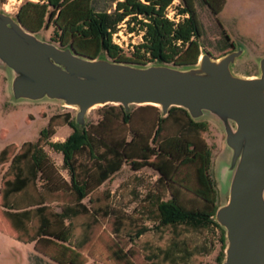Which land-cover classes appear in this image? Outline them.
Wrapping results in <instances>:
<instances>
[{
  "label": "trees",
  "instance_id": "1",
  "mask_svg": "<svg viewBox=\"0 0 264 264\" xmlns=\"http://www.w3.org/2000/svg\"><path fill=\"white\" fill-rule=\"evenodd\" d=\"M174 1L111 0V7L105 9H99L96 0L26 1L16 15L31 31L54 25L55 42L88 57L106 55L140 64H195L206 34L197 5L202 3L217 18L227 0H181L171 18L168 9ZM123 23L129 32L143 37L131 55L113 40ZM221 28L226 53L235 42ZM133 108L100 106L101 119L83 126L69 112L53 115L37 141H26L18 149L14 144L2 149L1 205L16 238L34 243L53 264H86L83 252L101 213L108 214V206L96 196L100 187L125 164L135 171L149 166L159 174L157 191L148 195L157 226L220 229L222 247L216 264H221L226 236L214 218L220 195L213 174V149L204 137L209 122L195 120L184 107L174 106L162 116L160 107L141 105L137 109L158 111L156 125L146 130L133 125ZM64 124L73 132L63 141H53L57 127ZM45 145L63 154L69 180L58 173ZM39 180H43L41 185ZM147 230L143 225L133 233L139 237ZM118 247L116 257L134 264L132 255Z\"/></svg>",
  "mask_w": 264,
  "mask_h": 264
},
{
  "label": "water",
  "instance_id": "2",
  "mask_svg": "<svg viewBox=\"0 0 264 264\" xmlns=\"http://www.w3.org/2000/svg\"><path fill=\"white\" fill-rule=\"evenodd\" d=\"M244 47L214 56L204 46L190 65L140 64L106 55L88 57L29 30L0 8V65L17 101L57 102L86 124L92 108L156 105L162 116L184 107L195 120L217 122L224 145L215 164L220 203L214 216L225 230L221 264H264V55L257 75L234 66ZM224 151L228 152L227 159Z\"/></svg>",
  "mask_w": 264,
  "mask_h": 264
},
{
  "label": "rangeland",
  "instance_id": "3",
  "mask_svg": "<svg viewBox=\"0 0 264 264\" xmlns=\"http://www.w3.org/2000/svg\"><path fill=\"white\" fill-rule=\"evenodd\" d=\"M26 1L41 0H0V8L16 15ZM179 3L181 0H175L169 11H176L175 6ZM96 4L99 9L110 8L111 0H96ZM197 7L206 31L203 46L214 56L224 53L222 26L237 47L245 48L243 57L234 66L235 72L241 75L259 74V58L264 55V0H227L223 12L217 18L202 3ZM171 18H174V14H171ZM54 29V25H51L40 33L46 39L54 41ZM113 40L127 55H131L134 46L143 37L142 34L129 32L127 24L123 23L114 34ZM9 77L7 68L0 65V152L10 144L18 149L26 141H37L41 130L48 124V116L66 112L75 116L74 108L57 102L15 100L11 94ZM137 107L133 108V125L152 130L156 125L158 111ZM99 108L97 106L89 111L86 123H96L101 119L102 110ZM203 120L210 124L204 137L213 149V174L216 179L215 164L223 149L225 135L217 122ZM65 131L66 128L59 131L57 129V136H67L68 132ZM44 148L55 163L58 173L69 180L68 170L63 165V154L48 145ZM224 156L227 159L228 152L224 151ZM158 177V172L149 166L135 171L129 164H125L100 187L96 196L100 198L102 205L108 206V214L101 213L100 223L95 226L91 242L83 252L86 264H126L116 257L118 246L132 255L134 264H216L222 247L220 229H193L184 224L175 227L157 226L148 195L157 191ZM38 183L41 185L43 180ZM1 189L0 165V264H53L50 258L35 249L33 243H25L16 238L1 205ZM104 191L110 193L109 197ZM85 201L89 203L88 198ZM143 225L148 230L139 237L135 236L133 232ZM176 243L178 247L175 246ZM168 252H173L174 255L170 256Z\"/></svg>",
  "mask_w": 264,
  "mask_h": 264
},
{
  "label": "crops",
  "instance_id": "4",
  "mask_svg": "<svg viewBox=\"0 0 264 264\" xmlns=\"http://www.w3.org/2000/svg\"><path fill=\"white\" fill-rule=\"evenodd\" d=\"M224 10V9H223ZM223 12V11H222ZM221 12V13H222ZM225 29V28H224ZM227 31V30H226ZM228 32V31H227ZM231 36V35H230ZM48 122H49V117H48ZM68 127H71L70 125H68V124H64V125H60V126H58L57 127V129H58V131L61 129V128H66V131L65 132H68V134H67V136H65V137H59V136H57V132L55 133V135L52 137V140L53 141H58V140H61V141H63V140H65L72 132H73V128L72 129H68ZM65 132H62V133H65ZM59 133V132H58ZM56 136V137H55ZM56 138V139H55ZM60 138V139H59ZM62 154V153H61ZM34 244V243H33Z\"/></svg>",
  "mask_w": 264,
  "mask_h": 264
},
{
  "label": "built area",
  "instance_id": "5",
  "mask_svg": "<svg viewBox=\"0 0 264 264\" xmlns=\"http://www.w3.org/2000/svg\"><path fill=\"white\" fill-rule=\"evenodd\" d=\"M171 7H169V9H170ZM169 9H168V16L169 17H171V14H174V17H175V13H176V11L175 10H173V11H169ZM179 19V17H177V20Z\"/></svg>",
  "mask_w": 264,
  "mask_h": 264
},
{
  "label": "flooded vegetation",
  "instance_id": "6",
  "mask_svg": "<svg viewBox=\"0 0 264 264\" xmlns=\"http://www.w3.org/2000/svg\"><path fill=\"white\" fill-rule=\"evenodd\" d=\"M52 116H53V115H52ZM52 116H48V117H49V120H50V118H51Z\"/></svg>",
  "mask_w": 264,
  "mask_h": 264
}]
</instances>
